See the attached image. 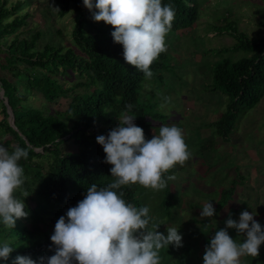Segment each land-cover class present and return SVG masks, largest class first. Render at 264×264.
I'll use <instances>...</instances> for the list:
<instances>
[{
	"label": "trees",
	"instance_id": "1",
	"mask_svg": "<svg viewBox=\"0 0 264 264\" xmlns=\"http://www.w3.org/2000/svg\"><path fill=\"white\" fill-rule=\"evenodd\" d=\"M48 1L55 6L57 16L70 9L74 11L66 45L49 39L40 42L41 33L34 29L35 25L21 30L30 32L29 35L20 36L21 31L16 30L24 29L30 16L23 8L28 0H0V144L9 153L17 146L28 150V158L19 161L24 169V184L14 195L23 199L24 191L30 193L24 197L26 218L17 219L13 228L0 222V243L11 241L15 247L7 260L0 259V264H14L17 255H28L33 260L53 255L54 246L51 249L49 246L54 226L50 227L46 221L55 225L61 215L84 198L93 183L98 188L105 187L115 179L110 173L112 165L103 162L105 153L96 141L97 136H106L116 126L107 117L106 108L115 106L124 114L135 115L134 123L146 135L147 123L136 103L145 76L125 62L123 46L111 36L113 26L95 21L92 16L97 9L89 10L83 0ZM161 3L171 4L175 9L170 30L194 24L197 0H161ZM220 19L224 23L213 25L211 31L226 32L234 39L229 48L245 52L234 61L223 57L211 69V90H220L227 95L228 102L208 125L215 126L216 134L227 140L237 115L257 103L264 93V36H247L237 30L235 21L226 14ZM163 54L152 63L151 71L160 68L157 60ZM29 95H39L46 102L44 108L26 104ZM57 98L67 101L59 110H51L48 104ZM128 104L133 106L131 111L126 108ZM6 105L11 111L10 124ZM41 157L46 158L45 162L34 160ZM168 173L164 174L165 179ZM236 183L232 180L228 187L219 189L215 204L212 203L215 212L232 196ZM119 191H123L126 202L142 206L132 184L122 186ZM162 192L153 212L168 218L175 196L166 187ZM198 223L204 236L210 223L206 217ZM193 232L189 233L196 239ZM189 233L174 264H194L188 259L191 248L201 243L205 250L209 244L210 237H202L193 245Z\"/></svg>",
	"mask_w": 264,
	"mask_h": 264
},
{
	"label": "rangeland",
	"instance_id": "2",
	"mask_svg": "<svg viewBox=\"0 0 264 264\" xmlns=\"http://www.w3.org/2000/svg\"><path fill=\"white\" fill-rule=\"evenodd\" d=\"M197 5L194 24L169 31L165 38L166 51L157 60L160 68L152 71L151 78L145 77L137 91L136 103L141 106L143 120L147 123L145 139L158 135L162 125L175 124L182 129L191 152L183 166L177 165L168 173L175 177L168 180L166 187L175 196L168 218L153 212L163 189L132 184L136 198L142 206L149 208L152 218L149 227L159 223L158 231L165 235L168 227H179L183 244L188 240L186 233L194 231L198 241L189 233L193 245L202 237H212L216 230L224 228L229 217L238 222L244 210L256 213L253 218L264 228V93L257 103L237 115L227 140L216 134L215 126L208 125L223 112L228 102L227 95L220 90H211L212 67L223 57L234 61L245 55L241 50L229 48L234 39L226 32L215 33L211 29L213 25L223 24L220 18L226 14L228 19L235 21L237 30L247 36H264V25L259 24L264 22V0H197ZM23 8L30 16L26 18L24 29L19 27L17 32L35 25L34 29L41 33L40 42L49 39L60 45L68 43L74 11L70 9L57 16L55 6L48 0H28ZM29 33L21 31L20 36ZM6 38L8 40L10 35ZM66 101L67 98H57L48 105L51 110H59ZM25 102L38 108L46 105L39 95H29ZM106 110H109L107 117L117 125L124 112L115 106ZM34 160L45 162L46 158ZM232 180L237 181L232 196L213 217H206L210 224L202 236L198 222L202 219L203 206L209 201L213 203L219 189L228 187ZM46 223L54 226L52 221ZM228 233L238 243L243 242V234H237L235 229H228ZM202 247L201 243L197 244L188 254L194 264H203ZM181 250L172 245L161 249L160 264H174ZM241 264H264V243L260 245L257 257H241Z\"/></svg>",
	"mask_w": 264,
	"mask_h": 264
},
{
	"label": "clouds",
	"instance_id": "3",
	"mask_svg": "<svg viewBox=\"0 0 264 264\" xmlns=\"http://www.w3.org/2000/svg\"><path fill=\"white\" fill-rule=\"evenodd\" d=\"M83 4L89 10L97 9L92 16L95 21L113 26L111 36L123 46L125 62L151 78L150 66L166 51L174 7L162 5L161 0H83ZM132 107L126 105L128 111ZM134 119L135 115L122 114L106 136L96 137L105 153L103 162L112 165L110 173L115 179L105 187L93 183L84 198L58 218L50 236L54 254L38 260L17 255L14 264H160L161 249L183 246L179 227H168L166 235L158 231L159 223L149 227V208L126 202L119 191L131 184L155 190L167 187V180L175 177L165 179L164 174L191 157L183 131L175 124L162 125L158 135L146 140ZM22 158H28L26 148L17 146L9 153L0 144V222L8 228L28 216L24 197L30 193L24 191L23 199L14 195L24 184ZM214 213L209 201L200 217H213ZM255 214L244 210L238 222L229 217L205 246L203 264H241V257H257L264 243V228L253 218ZM228 229L243 234V242L233 239ZM14 248L11 241L0 243V259L7 260Z\"/></svg>",
	"mask_w": 264,
	"mask_h": 264
},
{
	"label": "water",
	"instance_id": "4",
	"mask_svg": "<svg viewBox=\"0 0 264 264\" xmlns=\"http://www.w3.org/2000/svg\"><path fill=\"white\" fill-rule=\"evenodd\" d=\"M6 109L8 111V117H7V121L9 122V124L11 123V111L10 108L6 105Z\"/></svg>",
	"mask_w": 264,
	"mask_h": 264
}]
</instances>
